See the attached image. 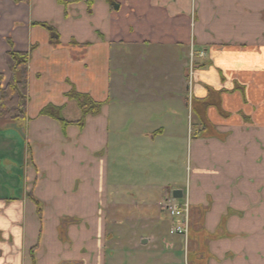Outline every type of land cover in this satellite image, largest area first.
<instances>
[{
	"label": "crops",
	"instance_id": "0c3cea01",
	"mask_svg": "<svg viewBox=\"0 0 264 264\" xmlns=\"http://www.w3.org/2000/svg\"><path fill=\"white\" fill-rule=\"evenodd\" d=\"M86 1L0 0L2 87L8 41L28 55L25 119L0 124V264H264V0Z\"/></svg>",
	"mask_w": 264,
	"mask_h": 264
},
{
	"label": "trees",
	"instance_id": "16d2710c",
	"mask_svg": "<svg viewBox=\"0 0 264 264\" xmlns=\"http://www.w3.org/2000/svg\"><path fill=\"white\" fill-rule=\"evenodd\" d=\"M15 2H26L27 0H13ZM59 6L67 7L69 5L78 4L82 0H55ZM111 11H116L118 5L114 0H104ZM92 0H87L88 7ZM45 29L49 34V40L52 44L58 43V34L56 30L47 24H37ZM10 50L4 55L5 64L9 73V80L2 87L3 77L0 75V124L22 121L25 119V107L27 103L26 94V73L28 55L25 53H17L13 51L12 44L8 41ZM68 99L78 104L81 113L86 116L96 114L99 110V104L94 103L87 95H82L70 91L67 94ZM40 115L48 116L57 120L62 126L70 123L65 122L59 116V109L54 107L44 108ZM76 124H82V120Z\"/></svg>",
	"mask_w": 264,
	"mask_h": 264
},
{
	"label": "built area",
	"instance_id": "2783aa9c",
	"mask_svg": "<svg viewBox=\"0 0 264 264\" xmlns=\"http://www.w3.org/2000/svg\"><path fill=\"white\" fill-rule=\"evenodd\" d=\"M159 205H160V208L174 222V224L172 225L169 231V234L186 238L187 229H188V206L187 204L178 206L171 200H165Z\"/></svg>",
	"mask_w": 264,
	"mask_h": 264
},
{
	"label": "rangeland",
	"instance_id": "374dc122",
	"mask_svg": "<svg viewBox=\"0 0 264 264\" xmlns=\"http://www.w3.org/2000/svg\"><path fill=\"white\" fill-rule=\"evenodd\" d=\"M194 61H195V59H194ZM120 164H121V166H122V168L124 169V167H125V169L124 170H127V168H129L130 169V166H128V164H130V160L127 162V164L124 162V160H122L121 159V161H120ZM181 252L178 254L181 258H183V256H184V246L182 245V247H181Z\"/></svg>",
	"mask_w": 264,
	"mask_h": 264
},
{
	"label": "water",
	"instance_id": "95a60500",
	"mask_svg": "<svg viewBox=\"0 0 264 264\" xmlns=\"http://www.w3.org/2000/svg\"><path fill=\"white\" fill-rule=\"evenodd\" d=\"M181 196H182V194H181L180 191H172V192H171V197H172L173 199H179V198H181Z\"/></svg>",
	"mask_w": 264,
	"mask_h": 264
}]
</instances>
